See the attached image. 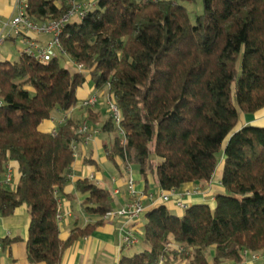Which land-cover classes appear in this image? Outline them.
I'll use <instances>...</instances> for the list:
<instances>
[{"label": "trees", "instance_id": "16d2710c", "mask_svg": "<svg viewBox=\"0 0 264 264\" xmlns=\"http://www.w3.org/2000/svg\"><path fill=\"white\" fill-rule=\"evenodd\" d=\"M68 1L28 0L27 15L37 23L59 20ZM196 1L97 0L65 26L64 54L0 62V177L12 162L20 176L15 188L0 183V212L10 217L27 208L31 264H60L113 209L110 191L78 181L84 213L99 221L60 239L58 200L70 182L72 147L89 136L78 133L85 118L68 114L88 76L97 90H109L122 115L124 144L111 114L100 122L93 108L80 107L91 126L114 136L105 149L110 161L119 157L146 184L155 175L162 191L209 184L224 163L214 208L193 205L181 217L166 206L146 212L147 249L118 264H246L245 250L264 255V128L236 131L240 114L264 109V0H202L204 14L193 24L181 3ZM58 112L57 130L42 132ZM171 244L185 250L168 251Z\"/></svg>", "mask_w": 264, "mask_h": 264}, {"label": "crops", "instance_id": "0c3cea01", "mask_svg": "<svg viewBox=\"0 0 264 264\" xmlns=\"http://www.w3.org/2000/svg\"><path fill=\"white\" fill-rule=\"evenodd\" d=\"M18 1L0 0V40L3 41L0 46V62H16L20 59L23 51L29 47V44L34 43L42 47L53 39V36L48 33L32 32L27 35H16L11 26V21L17 16ZM73 1L84 4L87 7L97 2V0ZM67 63L73 66L71 62ZM84 87L78 92L79 104L91 96H98L99 104L93 108V112L97 120L100 122L106 121L109 115L106 105L108 90H97L95 86V89L85 90ZM68 116L80 120L88 119L87 113L85 110L80 109L79 105ZM62 120L63 115L58 112L54 114L53 119L45 121L41 125L40 130L45 133H54ZM98 124L96 125L98 126ZM246 126L264 128V109L254 115L240 114L236 131ZM113 139L114 136L101 133L92 135L87 145L79 146L75 162L71 167L73 178L60 197L63 206V218L59 221L60 239L62 241H66L75 228L83 229L87 225L99 221V218L90 217L84 213L82 203L87 196L78 192L76 188L78 181L91 180V176L95 177V183L100 188L111 192L114 200L113 209L124 206L130 200L126 184V178L130 173L135 180L137 190L144 195L143 204L146 212L159 206H166L174 214L184 215L185 210L177 206L179 196L171 198L167 203L160 200L159 196L162 190L156 182L155 175L149 176L146 184L142 176L133 167H130L131 171L129 172L127 165L119 157H116L114 161H110L107 158L105 149ZM220 164V169L218 166L217 172L209 184L191 183L180 189L179 194L183 195L181 199L184 204L188 207L199 204L215 207V198L217 194L223 191L221 186L223 160ZM7 173L11 176L9 185L15 188L20 177L18 165L12 162L8 167ZM1 178L0 182L5 180V177ZM193 190H197L199 193L189 196L185 195L187 191L192 192ZM117 191L118 193L115 194ZM29 224L30 217L25 206L18 208L10 217H4L0 212V246L2 247L0 250V264H31L27 258ZM144 225V218L141 221L129 224L124 219L104 221L91 235L78 240L70 246L65 251L60 264H118L122 257H130L128 254H131L136 246L141 245L143 249H147L141 243ZM129 228L135 230L134 233L140 239V243L134 247H123L122 236L125 230ZM247 264L254 263L248 262Z\"/></svg>", "mask_w": 264, "mask_h": 264}, {"label": "built area", "instance_id": "2783aa9c", "mask_svg": "<svg viewBox=\"0 0 264 264\" xmlns=\"http://www.w3.org/2000/svg\"><path fill=\"white\" fill-rule=\"evenodd\" d=\"M18 13L17 16L11 21V26L13 27L16 35H22V34H29L32 32L36 33H48L53 36V39L45 46H39L34 43L29 44V47H27L22 54H26L32 57H36L37 59L43 61V62H49L56 58L57 56L64 54V50L60 44V35L62 34L65 26L70 23L71 21L83 19L86 16L87 9L79 4H73L69 6V9L67 13L56 21H47L45 23H37L33 21L28 15H27V9H28V0H19L17 4ZM2 40H0V46L2 44ZM79 70H82L83 67L81 65H76ZM99 104V97L94 95L91 96L84 101H82L79 104V107L83 108H94ZM107 109L109 114H111L113 123L117 127V131L119 136L121 137V144H124L126 142L125 139V132L121 127L122 122V115L120 112V109L115 102L113 98L108 95L107 101H106ZM78 133L81 135H89L87 138L84 139V141L81 143V145H87L89 142V139L92 135H99L101 134V130L99 128H94L90 125L87 119L83 121L81 126L78 129ZM80 145H73L72 149L75 153H77L78 148ZM129 172L130 166H127ZM72 169V168H71ZM70 169V170H71ZM129 176L126 178V184H127V191L128 195L130 197V200L122 207L118 209H111L106 215L103 217L105 221L107 220H113V219H124L128 224L129 223H135L138 221H141L146 213V208L143 204L144 195L140 193L136 188L135 180L133 179L132 175L129 173ZM69 180H72L73 174L72 170L68 174ZM92 181H96L94 176H91ZM4 185H9L11 183V176L7 173L5 176V180L0 182ZM118 191L115 193L117 194ZM199 191H187L185 195H192V194H198ZM179 196L177 200V206L181 208L182 210H186L188 206L184 204L181 197L182 194H179V190L172 189L170 191H162L160 194V200L167 203L170 201L171 198ZM63 206H62V200H58V213H57V219L58 221H61L63 218ZM135 230L133 228H129L125 230L123 236H122V246L123 247H134L140 243V239L135 235ZM2 247L0 246V250ZM184 246L179 244H171L168 246V251H174L176 253H182L184 251ZM243 255L245 257H248L250 259V262H257L260 260V257L252 254L251 252L245 250L243 252ZM165 260L161 259L158 264H164ZM225 264H235L232 262L225 263Z\"/></svg>", "mask_w": 264, "mask_h": 264}, {"label": "rangeland", "instance_id": "374dc122", "mask_svg": "<svg viewBox=\"0 0 264 264\" xmlns=\"http://www.w3.org/2000/svg\"><path fill=\"white\" fill-rule=\"evenodd\" d=\"M68 4H69V6H71V5H73V4H79V5H81V6H83L84 8H86L87 6L86 5H84V4H80V3H78L77 1H73V0H69L68 2H67ZM182 5H184L186 8H187V10H188V12H189V14H190V18H191V21H192V23L193 24H195V22H196V18L198 17V16H201V15H203L204 14V8H203V1L202 0H197L196 2H194V3H189V2H182L181 3ZM61 62H62V65H64V66H67V62H70V60L69 59H62L61 60ZM238 69H239V71H241V60H240V62L238 63ZM84 89L86 90V89H95L94 88V84H93V82L91 81V79H90V77L88 76L87 77V82H86V85H85V87H84ZM233 89H235V85L233 86ZM106 90H108V89H106ZM80 95V94H79ZM108 95H109V90H108ZM80 101V100H79ZM260 128V127H259ZM221 163V162H220ZM221 165V164H220ZM219 165V169H220V166ZM220 173V172H219ZM193 191H197V190H193ZM192 191V192H193ZM191 192V191H190ZM169 211L172 213V214H174L173 212H172V210L171 209H169ZM176 215V214H175ZM176 216H179V215H176ZM179 217H181V216H179ZM143 248H142V246L141 245H138V246H136L135 248H133V251H132V253L131 254H128L129 256H134V255H136V254H139V253H141V252H143ZM253 254V253H252ZM255 255H257V256H259L260 257V259H261V257H264V255L262 254V255H258V254H255ZM245 257V256H244ZM248 262H250V259L248 258V257H245V263L247 264ZM229 263V262H228ZM251 263H254V262H252L251 261ZM181 264H187V262L186 261H182L181 262Z\"/></svg>", "mask_w": 264, "mask_h": 264}]
</instances>
